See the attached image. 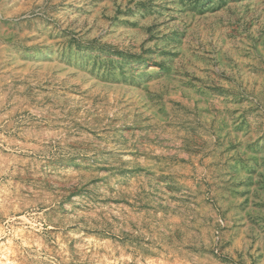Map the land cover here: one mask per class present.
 I'll use <instances>...</instances> for the list:
<instances>
[{"label":"rangeland","instance_id":"374dc122","mask_svg":"<svg viewBox=\"0 0 264 264\" xmlns=\"http://www.w3.org/2000/svg\"><path fill=\"white\" fill-rule=\"evenodd\" d=\"M0 264H264V0H0Z\"/></svg>","mask_w":264,"mask_h":264}]
</instances>
